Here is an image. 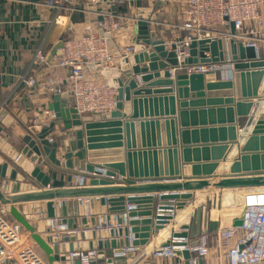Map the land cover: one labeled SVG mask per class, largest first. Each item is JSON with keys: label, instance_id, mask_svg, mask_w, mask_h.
<instances>
[{"label": "water", "instance_id": "water-1", "mask_svg": "<svg viewBox=\"0 0 264 264\" xmlns=\"http://www.w3.org/2000/svg\"><path fill=\"white\" fill-rule=\"evenodd\" d=\"M152 11L150 6L138 13L133 55L115 68H94L117 90L114 111L80 114L71 97L54 94L49 109L55 118L22 137L18 154L0 160V211L24 227L50 264L63 246L58 236L69 242L66 250L83 241L85 250L96 249L99 258L114 264L112 252L129 245L125 236H133L135 246L149 244L170 223V213L185 209L201 190L205 202L172 231L174 244L196 246L202 234L243 224L242 216L213 218L212 197L264 187V56L234 38L201 37L192 40L189 57L179 62L151 30ZM230 27L234 33V23ZM62 45L61 39L48 61ZM228 60L234 63L233 80H220L214 71L179 70ZM258 108L241 145L239 132L252 124ZM58 126L60 133L50 138ZM235 145L238 155L225 168ZM49 165L64 173H87L88 185L50 187L51 176L43 171ZM30 181L38 187L30 188ZM43 220L48 230L42 229ZM104 221L119 227L72 236L57 231V225L89 228ZM177 255L193 257L186 248ZM195 264H203V258L196 257Z\"/></svg>", "mask_w": 264, "mask_h": 264}, {"label": "built area", "instance_id": "built-area-1", "mask_svg": "<svg viewBox=\"0 0 264 264\" xmlns=\"http://www.w3.org/2000/svg\"><path fill=\"white\" fill-rule=\"evenodd\" d=\"M124 1L89 0L91 5L104 8L95 11L93 17L87 19L84 34L64 39L59 52L50 61L48 54L42 49L36 51L32 62L34 69L23 74L20 79L25 96L32 103L39 93H44L49 96L58 94L71 97L73 107L80 114H105L116 109V88L105 83L101 71L94 68H115L121 58L135 53V46L131 42L119 40L125 28H133L139 20L138 17L116 10ZM47 6L55 10L52 23L60 27L69 25L74 11L87 10L80 8V0H47ZM151 22L157 21L150 20V24ZM231 23L235 26L234 33L231 31ZM160 37L164 39L165 47L177 54L179 62L189 57L192 40L201 37L234 38L245 46L256 48L264 56V0H183L181 23L169 34L164 33ZM109 38L114 45H111ZM147 48L146 46V50ZM61 68L67 69L65 75L59 73ZM179 70L188 74L214 71L224 81L233 80L235 71L234 63L229 60L190 65ZM42 113L46 116V125L55 118V113L47 107ZM40 114V111H35L37 118ZM89 179L87 173H75L71 186L85 187ZM239 196V216L243 217V224L235 230L226 229L217 233L216 245L225 255V261L220 264H264V187L244 189ZM191 212L186 218L187 222ZM171 215L170 223L164 224L163 229L174 223L175 214L172 212ZM118 227L116 221H104L89 228L68 229L65 224L57 225V231H66L68 236H72L81 232L99 233ZM176 227L172 231L179 230V225ZM172 231L164 243L155 246L150 243L135 246L132 244L133 236H125L129 239V245L112 252L114 264H144L151 257L173 258L178 256L177 250L185 248L197 257L206 258L210 255L209 233L202 234L196 246H182L173 243L177 238L172 236ZM29 238L30 234L19 222L0 211V264L8 261H15L17 264H50L40 254L38 246L33 241L29 242ZM58 238L61 245L68 243L64 237ZM167 241L170 244H166ZM98 258L99 251L96 249L73 250L68 254V264H76L77 261L79 264H92ZM189 263L195 264L194 259H189Z\"/></svg>", "mask_w": 264, "mask_h": 264}, {"label": "crops", "instance_id": "crops-1", "mask_svg": "<svg viewBox=\"0 0 264 264\" xmlns=\"http://www.w3.org/2000/svg\"><path fill=\"white\" fill-rule=\"evenodd\" d=\"M182 3L183 0H125L116 10L125 15L138 17L140 9L153 6L150 20L157 22H151L150 27L151 30L156 31L157 35L162 36L164 33L165 35L169 34L172 29H176L181 23ZM80 8L82 10H87H78L72 13L70 20L74 28L72 29L70 23L67 27H60L52 23L55 10L47 6V0H0V160L9 158L10 154H18L21 150L22 137L29 133L32 128L38 129L46 125V116L42 111L46 107L49 108L52 102V95L49 96L44 93H39L34 98V103H32V101L25 96V89L20 83V79L23 74L34 69V66L32 67V62L38 49H42L49 55L59 40L84 34L87 19L93 17L95 11L104 7L91 5L89 0H80ZM132 29L133 28H125L119 40L125 43L131 42L130 39H132L133 36ZM59 73L65 75L67 69L61 68L59 69ZM62 97L67 98L68 96ZM70 104L73 105V101ZM261 104L263 106L264 102H261ZM36 110L41 113L39 118L35 115ZM260 111L261 110H259V112ZM255 116L254 118H256ZM247 128H250V126H246L239 132V136L244 130V132H246ZM58 133H60L59 126L51 132L50 137H55ZM240 144L242 145L243 143ZM237 155L238 146L235 145L234 150L227 156L229 159L227 166ZM24 160L26 162L28 161L26 157H24ZM43 171L51 176L50 187L71 186L73 173L56 171V169L51 168L50 165L43 168ZM18 175L22 174L19 173ZM28 185L30 188L38 187L37 184L31 183V181ZM231 192L240 194L242 190L224 191V193L227 194ZM195 193L196 198L190 203V206L183 209V211L178 210L179 214H183L182 219H175V223L163 229L165 230L164 233H161V231L158 235L153 236L150 242L152 246L164 243L170 236L171 232L169 231L176 228V225H179L180 229L182 221L188 218V214L201 202L199 197H203L206 194L202 193L201 190ZM200 194L202 196H200ZM6 216L12 218L9 214ZM46 225L47 221L43 220V224L41 225L42 229L48 230L49 228L46 227ZM218 232L209 233L211 239V253L208 257L203 258V264H220L225 261L224 253L216 245ZM75 246L77 247L75 250L86 251V245L83 241H77ZM69 252L70 251L66 250V246L63 245L61 251L55 255L56 261H54L53 264H68ZM196 257L195 254L192 257L194 262ZM4 264L17 263L15 261H8ZM97 264H108L107 258H98ZM144 264L190 263L189 260L177 256L173 258L151 257L147 259Z\"/></svg>", "mask_w": 264, "mask_h": 264}, {"label": "rangeland", "instance_id": "rangeland-1", "mask_svg": "<svg viewBox=\"0 0 264 264\" xmlns=\"http://www.w3.org/2000/svg\"><path fill=\"white\" fill-rule=\"evenodd\" d=\"M260 114L259 112V108L258 111L256 112V118H254V121L252 122V124L250 125V128H247L246 132H242L241 135L242 136H246L248 135L251 130L252 127L256 121V119L258 118V115ZM245 141V140H244ZM211 196V195H210ZM199 199L201 200V202H205V195L203 197H199ZM213 200V206L211 209V216L213 218H220V217H227V218H232V217H238L239 214L241 213V205H240V196L239 194H235L234 192L228 193L227 195H220L219 198L217 197H212ZM216 215V216H215ZM186 218L182 221V223H185ZM177 228V227H176ZM174 229V228H173ZM172 231V229L170 230ZM169 231V232H170ZM32 238L30 236L29 238V242H32ZM38 250L40 252V254L46 258V255L43 253V251L38 247Z\"/></svg>", "mask_w": 264, "mask_h": 264}, {"label": "bare ground", "instance_id": "bare-ground-1", "mask_svg": "<svg viewBox=\"0 0 264 264\" xmlns=\"http://www.w3.org/2000/svg\"><path fill=\"white\" fill-rule=\"evenodd\" d=\"M262 89H264V83H263V86H262ZM261 102H263V101H261ZM258 111V110H257ZM256 111V112H257ZM247 136V135H246ZM246 136H242L241 135V133H240V143H244V140H245V138H246ZM234 150V149H233ZM226 167H227V164H226ZM227 170L226 169H224V170H222V172H226ZM200 196H202L201 194H200ZM195 205V204H194ZM188 206H190V205H188ZM187 206V207H188ZM183 211V210H182ZM179 211H177V214L175 215V219H177V218H179V219H182V216H183V214H179L178 213ZM179 216V217H178ZM216 216V215H215ZM175 219H174V223H175ZM165 232V230H162V232L161 233H164Z\"/></svg>", "mask_w": 264, "mask_h": 264}]
</instances>
